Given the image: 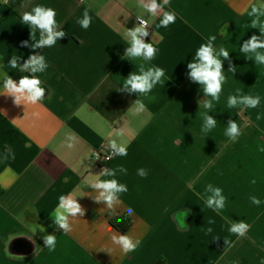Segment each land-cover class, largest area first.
<instances>
[{"label":"crops","instance_id":"0c3cea01","mask_svg":"<svg viewBox=\"0 0 264 264\" xmlns=\"http://www.w3.org/2000/svg\"><path fill=\"white\" fill-rule=\"evenodd\" d=\"M260 3L264 0H171L166 10L175 12L176 22L162 28L161 17H151L136 0H0V86L4 72L16 81L31 75L9 67L13 55L18 64L44 55L49 65L38 74L46 90L38 104L17 106L12 97L0 95V264L264 262V65L239 51L251 35H260L248 15ZM36 5L53 8L57 30L65 33L53 47H31L35 40L21 17ZM86 8L92 17L87 30L77 23ZM138 15L150 22L145 41L158 49L150 62L123 58L128 46L123 33L137 26ZM211 35L214 47H225L230 57L221 58L226 82L208 111L217 124L204 135L206 97L187 64ZM140 63L163 68L165 83L141 97L146 107L138 112V94L118 89ZM230 63L235 73L228 71ZM236 89L259 95V106L229 109L228 96ZM229 120L240 125L235 142L225 135ZM110 139L124 143L127 156L96 163L93 151L109 148ZM121 166L127 173L117 171L115 178L128 191L109 209L95 200L98 192L85 181L108 179L100 173ZM140 168L146 177L137 175ZM209 184L226 197L222 211L206 206ZM69 194H75L84 214L64 233L52 213L59 197ZM253 196L259 206L251 202ZM117 216L131 220L127 231L116 228ZM239 220L250 225L244 237L228 231ZM50 234L56 235L55 251L44 244ZM113 234H128L140 244L123 254L112 243Z\"/></svg>","mask_w":264,"mask_h":264},{"label":"clouds","instance_id":"9594fccd","mask_svg":"<svg viewBox=\"0 0 264 264\" xmlns=\"http://www.w3.org/2000/svg\"><path fill=\"white\" fill-rule=\"evenodd\" d=\"M139 7L144 12L148 13L151 17L155 18L159 15V26L162 28H168L170 24L176 22V14L174 11L166 10L170 6L171 0H136ZM248 15L252 17L250 26L252 28H258L260 35L253 34L251 37L244 41L239 51L242 52L247 59L253 60L257 65H264V3L258 5H252ZM56 12L51 7L42 5H36L31 8L30 11H25L22 14V22L31 29V38L35 40V43L31 45L33 49L53 47L57 43L58 39L65 35L64 31L57 30L59 27L56 19ZM139 23L137 26L131 29H127L123 36L128 42V46L124 52V59L137 61L142 60L144 62L152 61L158 49L150 41L146 42L145 37L149 36L148 27L150 25L149 20L144 19L142 16H137ZM92 22V17L89 14V9L86 8L82 14V18L77 20V23L85 30H87ZM37 30L39 36L37 38ZM216 36L211 35L208 37L207 43L201 44L195 52V58L187 64L188 75L193 82L198 83L201 86L204 97L206 99L202 102L203 109L207 110L202 115V127L201 133L207 135L212 129L216 127L217 120L208 115V111L213 110L214 102H219L220 95L223 91V85L226 82V75L223 68V59H229L230 52L223 46L217 50L214 47ZM22 46H27V41L23 42ZM18 56L13 55L8 60V65L11 69H18L23 73H31V75H22L18 81L14 80L4 72L3 84L0 86V95H6L13 98L15 105L19 106L36 105L45 98V88L42 87V81L38 74L44 73L49 67L46 63L44 55H31L26 62L18 64ZM229 72L235 73L236 68L231 63L229 64ZM165 71L158 66L145 67L144 63L138 65V70L130 73L123 79L122 86L118 91H127L129 93L138 94V98L134 101L136 110L138 112L144 111L146 105L143 98H148L152 90L158 85L165 83L164 81ZM241 90L236 89V94L229 95L227 99V106L232 108L254 109L260 104V96L241 95ZM257 119H260V115H257ZM120 131L116 132V136H121ZM225 135L233 142L237 137L241 135L240 125L237 121L229 120ZM69 141H74L75 137L70 136ZM110 154L106 159H113L114 157L127 156V147L124 143L118 139H110L108 141ZM68 148H73L74 143L69 142L66 145ZM7 152H11L10 148H6ZM96 158H99L98 154L93 153ZM14 158V153H12ZM127 173V169L124 167H118L116 169H106L100 176L109 177L108 179L94 178L93 180H86L91 188L98 192L95 197L97 202L103 201L109 209H114V206L121 203V193H126L128 188L125 184L120 183L116 179V172ZM147 170L140 168L137 170V175L144 178L147 176ZM255 183V180L252 181ZM206 190L211 191L205 201L206 206L217 212L222 211L226 204V197L222 194L221 188H212L211 184L206 186ZM253 204L259 206L261 203L255 196L250 197ZM126 213L131 216L133 213L132 208H127ZM84 209L81 204L76 200L75 194H69L67 196L61 195L59 197L58 206L52 213L55 224L64 233L72 231V220L77 217H82ZM117 223L121 222L119 216L116 219ZM209 224L214 223L213 220L208 221ZM185 227V225H181ZM250 229V225L243 220L231 223L228 231L237 237L246 236ZM43 230V229H41ZM208 233L212 232V228L207 229ZM113 244L118 245L120 251L123 254L136 251L140 244L138 239H134L128 234L111 236ZM226 246H231V242L228 239H224ZM56 235H46L44 237V244L49 251H55L56 248ZM264 264V262H262Z\"/></svg>","mask_w":264,"mask_h":264},{"label":"built area","instance_id":"2783aa9c","mask_svg":"<svg viewBox=\"0 0 264 264\" xmlns=\"http://www.w3.org/2000/svg\"><path fill=\"white\" fill-rule=\"evenodd\" d=\"M93 153L98 154L99 158H96V156H94ZM93 153H92L93 159L96 161V163L102 164V165L110 164L115 158L114 157L113 159H106V157L110 154V149L109 148L96 149V150L93 151Z\"/></svg>","mask_w":264,"mask_h":264},{"label":"trees","instance_id":"16d2710c","mask_svg":"<svg viewBox=\"0 0 264 264\" xmlns=\"http://www.w3.org/2000/svg\"><path fill=\"white\" fill-rule=\"evenodd\" d=\"M121 219L120 223L116 222L117 217L114 219V225L116 226V228L122 232H125L128 230V228H130L131 226V220L122 216H119Z\"/></svg>","mask_w":264,"mask_h":264}]
</instances>
